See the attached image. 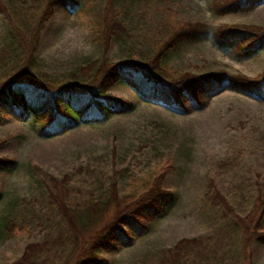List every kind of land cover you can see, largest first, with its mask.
<instances>
[{
    "label": "rangeland",
    "instance_id": "1",
    "mask_svg": "<svg viewBox=\"0 0 264 264\" xmlns=\"http://www.w3.org/2000/svg\"><path fill=\"white\" fill-rule=\"evenodd\" d=\"M103 3L78 0L72 9H52L44 23L28 33L25 12L0 13V81L44 76L65 85L101 56L131 63L151 57L154 63L162 37L185 21L198 23L205 33L161 55L166 77L221 70L257 78L264 71V47L238 59L212 41V32L222 25L264 27V0L247 11L222 13L223 3L215 0H116L114 7L129 34L105 44L98 39L95 19ZM16 27L23 29L20 42L11 34ZM108 93L132 103V109L46 138L28 120L7 117L0 123V157L17 162L15 168L0 171V223L12 216L23 226L9 239L0 237V264L18 257L31 240L53 234L57 241H68L42 214L51 211L46 210L43 177L34 167L56 179L79 168L66 197L81 201L101 186L99 172H119L118 189L123 192L132 177H146L169 156L173 169L163 187L173 191V205L131 245L105 254L110 264H264V242L259 240L264 231V100L226 81L204 95L200 107L187 102L184 111L139 100L120 83ZM209 180L221 200L207 194ZM181 238L185 240L178 252L166 251Z\"/></svg>",
    "mask_w": 264,
    "mask_h": 264
},
{
    "label": "trees",
    "instance_id": "2",
    "mask_svg": "<svg viewBox=\"0 0 264 264\" xmlns=\"http://www.w3.org/2000/svg\"><path fill=\"white\" fill-rule=\"evenodd\" d=\"M17 2L13 4L9 0H0V13L10 16L11 13L25 12L26 21L23 23L27 33L34 29L35 24L41 26L52 9H72L78 5V0ZM261 2L215 0L217 4L223 3L219 13L247 11ZM115 3L116 0H104L95 15L98 39L104 44L129 34L127 24L114 7ZM16 28L11 34L20 42L24 35L21 33L23 29ZM204 33L205 30L198 23L181 22L170 28L162 41L159 39V51L153 47L156 51L152 56L154 63L150 62L151 57L131 63L114 62L101 56V60L88 62L84 68L79 69L80 77L65 85L44 76L1 80L0 123L7 117L22 122L28 120L32 126H37L38 135L46 138L62 133L78 123L104 121L113 114L129 112L133 107L125 99L108 93L109 88L117 83L130 87L139 100L160 102L176 111L187 109V102H190L192 108L200 107L204 95L214 92L225 81L235 90L248 92L264 100V71L257 78L240 72L224 73L221 70L203 74L185 72L181 76L166 77L160 64L161 55L183 42L198 40ZM212 41L222 52L234 58L250 57L264 47V27L222 25L212 32ZM172 161L173 157L169 156L162 167L151 171L146 177H132L123 192L118 189L116 177L119 172L114 171L110 175L99 172L97 179L101 186L94 187L81 201L66 197L67 190L73 187L70 179L75 172L80 171L79 168L56 179L50 173L34 167L43 177L41 182L46 193V210L51 211L50 215L46 211L42 214L45 219L48 218V223L53 221L61 233L68 235V241L66 244L57 241L53 234L51 238L31 240L23 245L20 255L7 264H110L105 254L131 245L135 237L146 234L157 218L170 210L175 197L173 191L163 187V181L166 173L173 169ZM16 164L14 160L0 157V171L13 169ZM206 185L207 194L221 200L222 195L217 192L213 181L209 180ZM262 204L264 206V202ZM109 211L112 213L105 218L107 216L104 215ZM21 229L23 226L19 222L7 216L0 223V237L9 239ZM260 236L259 240L264 242V231ZM184 240L179 239L166 251L178 252L180 242Z\"/></svg>",
    "mask_w": 264,
    "mask_h": 264
}]
</instances>
